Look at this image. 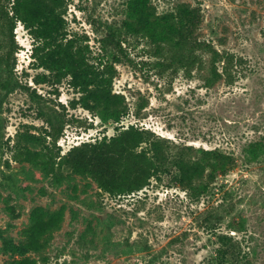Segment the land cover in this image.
I'll return each instance as SVG.
<instances>
[{
	"label": "rangeland",
	"instance_id": "rangeland-1",
	"mask_svg": "<svg viewBox=\"0 0 264 264\" xmlns=\"http://www.w3.org/2000/svg\"><path fill=\"white\" fill-rule=\"evenodd\" d=\"M13 1L0 0V264L25 256L40 264H218L221 235L237 248L225 264H264V0H149L159 18L185 3L198 8L193 36L210 45L200 49L172 34L162 40L164 19L149 30L154 37L133 31L131 0H63L64 30L85 48V63L116 67L112 88L127 105L121 122L87 108L71 75L38 66ZM110 39L126 49L119 60ZM214 49L241 57L232 80L214 78ZM130 124L153 132L171 164L186 157L215 166L192 188L163 172L141 191L111 196L58 163L59 152ZM217 153L233 159L226 172ZM38 207L64 211L41 254L23 235Z\"/></svg>",
	"mask_w": 264,
	"mask_h": 264
},
{
	"label": "trees",
	"instance_id": "trees-1",
	"mask_svg": "<svg viewBox=\"0 0 264 264\" xmlns=\"http://www.w3.org/2000/svg\"><path fill=\"white\" fill-rule=\"evenodd\" d=\"M64 5L63 0H14L15 15L28 27L34 38L33 55L39 60L38 66L55 69L62 75H71L74 86L83 92V101L87 108L97 110L105 119L121 122L126 113V98L122 93L113 91L112 84L116 73L113 63L103 68L91 67L84 61L83 46L76 47L77 39L67 37L65 28V10L58 11ZM131 17L129 27L136 32L148 31L154 37L151 28L166 21L160 32L167 40V34L176 35L178 41L193 42L198 49L210 45L194 38L195 27L201 22V11L185 3L177 13H168L156 17V11L149 0H131ZM172 18H178L176 25ZM15 25V23H14ZM115 48V58L120 59L126 49L122 42L110 39ZM214 78L226 76L233 79V68L241 64V57L233 52L221 53L214 49ZM224 61V69L220 71L217 62ZM208 155L215 152L207 150ZM225 161L219 164L221 171H227V164L233 159L226 154H218ZM59 164H66L74 171L92 177L98 185L111 196L134 194L147 187L152 178L163 172H172L173 178L185 188H192L195 180L201 179L214 163L209 160L200 161L179 157L172 164L169 155L163 151V143L149 129L135 124L122 126L112 136L101 139L82 141L73 145L66 153L60 154ZM29 159L37 160V153L29 154ZM214 179V173H209ZM64 219V211L49 214L38 207L32 215V222L24 228L26 246L36 254L45 248V239L53 233ZM223 247L218 248V264H225L231 252L237 250L236 244L230 242L227 235H221ZM233 245L234 251L230 248ZM12 264H40L38 258L25 256L15 259ZM212 264V263H208Z\"/></svg>",
	"mask_w": 264,
	"mask_h": 264
}]
</instances>
